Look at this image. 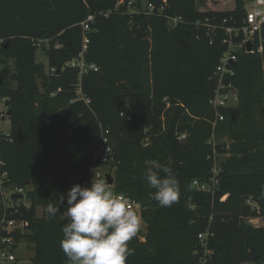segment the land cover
Here are the masks:
<instances>
[{
    "label": "trees",
    "instance_id": "1",
    "mask_svg": "<svg viewBox=\"0 0 264 264\" xmlns=\"http://www.w3.org/2000/svg\"><path fill=\"white\" fill-rule=\"evenodd\" d=\"M161 1L0 0V97L10 121L9 137L0 139L8 174L3 185L27 188L25 200L14 207L6 206L0 194V220L27 222L22 236L33 249L32 264H68L59 247L66 220L61 211L46 219L44 209L49 202L60 205L70 184L88 179L101 128L110 130L113 187L137 202L145 223L129 241L134 254L127 264L264 259V227L242 217L248 211L256 215L245 196L264 215V25L262 51L237 55L231 81L238 100L221 108L223 119L214 127V133L224 131L232 140L219 182L214 192L197 190L192 181L211 175L213 147L224 151L223 144L209 142L213 112L208 101L215 86L212 71L226 46L221 32L210 44L205 28L192 23L209 15L227 18L231 25L241 22L244 10L240 0L232 11L204 13L195 0H166L164 13L185 20L175 28L160 14L129 12ZM89 13L95 19L86 58L98 70L82 78L91 100L86 105L69 102L76 71L64 67L54 74L49 68L64 65L79 51V24ZM38 40L47 42V69L35 60ZM57 88L61 91L51 96ZM180 134H186L184 143ZM157 163L170 167L179 181V199L170 207L158 204L145 180L148 168L158 171L151 165ZM202 232H209L205 247L198 238ZM249 245L260 250L258 259Z\"/></svg>",
    "mask_w": 264,
    "mask_h": 264
},
{
    "label": "built area",
    "instance_id": "2",
    "mask_svg": "<svg viewBox=\"0 0 264 264\" xmlns=\"http://www.w3.org/2000/svg\"><path fill=\"white\" fill-rule=\"evenodd\" d=\"M242 4V8L244 10V17L241 22L234 21L233 24H227V18H222L218 20L215 16H204L202 19H199L192 24L199 27L205 28L206 34L209 36V43L211 44L214 38L217 36L219 32L222 33V43L225 44L226 48L221 53L218 59V63L216 64L214 70L212 71L211 78L214 80L215 86L213 88V93L209 99V105L213 112L212 123V134L214 135V127L217 121L223 119V114L221 112V108L232 106L237 103L238 95L237 89L233 82L231 81L232 77L235 75L234 65L237 61V55L239 53H255L262 51V36L261 29L264 25V0H240ZM234 6L232 8L226 9V11H232L236 7V0H233ZM131 3V2H130ZM131 8V7H130ZM142 8V9H141ZM141 8H131L129 12L131 13H145L147 15H158L160 14L166 19L167 25L170 28H175L181 23H184L185 20L181 15H170L165 14V9L167 8V1L162 0L159 4H155L153 2H146ZM199 12H218L210 9H198ZM106 15V14H105ZM95 15L87 14L85 19L80 22V26L82 28V39H81V47L79 51L69 59L64 65L61 66V70L64 67H69L72 70L76 71V80L73 84L74 87V96L69 100L70 103L75 101H83L86 105H89L91 100L82 89V78L85 74L91 71H97L98 66L89 61L86 58V53L88 50L89 44V31L91 28V24L94 22ZM231 19V17H230ZM232 20V19H231ZM43 41L38 40L37 44L40 45ZM247 42L251 43V48L247 50ZM234 62V63H233ZM56 67L49 68L50 73L55 74ZM61 91V88H57L55 91L51 92L50 95L54 96L57 92ZM123 113L121 112V115ZM7 116V114H5ZM110 130L108 128H101V132L99 134L98 147L94 153L93 163L89 167L88 179L84 182H74L69 185L68 189L74 184H80L81 186L90 185L92 177H103L106 184L109 187H113L112 184L107 183L106 174L111 171V160H112V144L110 139ZM9 137V131L6 133L0 132V139H7ZM186 136L185 134L178 135V139L182 140ZM209 142L212 143L211 139ZM214 146V145H213ZM216 150L213 147V165L210 169V176L208 180L200 181L194 179L192 181V185L197 190L211 191L214 192L215 186L219 182V173H220V165L216 162ZM4 161L0 155V194L5 201L6 206L14 207V204L9 203L7 201V194H23V198H18L13 201H18L17 205L20 201L25 200L27 188L25 186L19 185H3L4 180L7 178L8 174L6 170L3 169ZM113 176V175H112ZM115 191V189H114ZM117 194H122L121 192L115 191ZM125 196V195H124ZM126 197V196H125ZM129 206L133 207L137 212H139L138 204L135 200L126 197ZM12 201V202H13ZM251 203L255 204L256 217H262L259 211V207L256 206V202L247 200ZM27 222L20 218H10L5 219L4 217L0 220V264H14L16 261V255L14 253L15 247L17 246L16 240L19 236H21L26 231ZM19 230L20 233H15V231ZM5 232V233H4ZM209 232H202L198 234V238L200 239L202 245L205 247L206 241L204 238L208 235ZM210 253L211 251H207Z\"/></svg>",
    "mask_w": 264,
    "mask_h": 264
},
{
    "label": "clouds",
    "instance_id": "3",
    "mask_svg": "<svg viewBox=\"0 0 264 264\" xmlns=\"http://www.w3.org/2000/svg\"><path fill=\"white\" fill-rule=\"evenodd\" d=\"M155 167L158 171L148 168L144 174L147 186L161 207H170L179 199V181L170 167ZM59 199L60 205L49 202L44 211L51 219L64 206L59 247L68 264H127L134 254L129 241L138 236L143 221L124 195L93 176L90 185L74 184Z\"/></svg>",
    "mask_w": 264,
    "mask_h": 264
},
{
    "label": "rangeland",
    "instance_id": "4",
    "mask_svg": "<svg viewBox=\"0 0 264 264\" xmlns=\"http://www.w3.org/2000/svg\"><path fill=\"white\" fill-rule=\"evenodd\" d=\"M234 6L233 0H195V7L196 9H210L213 11L218 12H227L226 9L232 8ZM42 44V45H41ZM35 51V60L43 64V66L47 69V42L43 41ZM12 62H8V66L11 67ZM4 63H0V71L3 68ZM168 107V106H167ZM170 113L173 112V107H171ZM7 107L5 105V100L0 97V132L6 133L10 129V121L6 114ZM164 118L162 119V121ZM212 134V133H211ZM186 136V134H185ZM211 144H223L224 151H219L216 153V162L220 163L223 162L229 156V148L232 140L225 135L224 131L220 134L214 133L213 136H210ZM66 195V194H65ZM10 198V195L7 194V201L12 204H17L18 201H13ZM247 204L249 202L247 201ZM13 201V202H12ZM64 206L61 208V214L63 215ZM36 216H41L42 208L40 206H36L35 209ZM246 223H250L253 225H260L264 227V215L262 217H256L252 212L248 211L245 215L242 216ZM143 221V220H142ZM145 229V223L143 222V227L141 230ZM14 253L16 255V261L14 264H32V257H33V249L31 245L27 242L25 236H22L17 241V246L15 247ZM240 264H264V259L261 260H250L241 262Z\"/></svg>",
    "mask_w": 264,
    "mask_h": 264
},
{
    "label": "water",
    "instance_id": "5",
    "mask_svg": "<svg viewBox=\"0 0 264 264\" xmlns=\"http://www.w3.org/2000/svg\"><path fill=\"white\" fill-rule=\"evenodd\" d=\"M184 46L185 45H187V42L184 40V39H180L179 40ZM67 44H68V41L65 43V47L67 46ZM251 48V43L250 42H247V50H249ZM234 63V62H233ZM61 64H59V65H57V67H56V71H55V74H59L60 73V71H61ZM0 81H1V78H0ZM128 106L127 105H125V106H123L121 109H124V108H127ZM186 141V138H184V139H182L181 140V143H184ZM245 159V157H243L242 158V160H244ZM153 167H155V164H151ZM106 180H107V183H109V184H112V182H113V176L110 174V173H107L106 174ZM28 183V182H27ZM18 198H23V194H21V193H17V194H12L11 195V199H13V200H16V199H18ZM247 198V196H245V199ZM250 207H251V209L252 210H254L255 209V204L254 203H251L250 205H249ZM5 233V232H4ZM15 233H20V231L19 230H17V231H15ZM249 250H250V254H251V256L254 258V259H258L259 257H260V255H261V252H260V250L258 249V248H256V247H254V246H251V245H249Z\"/></svg>",
    "mask_w": 264,
    "mask_h": 264
}]
</instances>
